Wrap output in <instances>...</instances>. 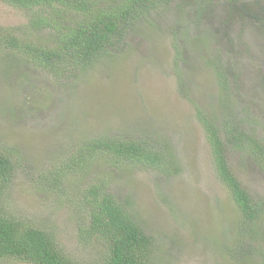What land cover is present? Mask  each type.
I'll list each match as a JSON object with an SVG mask.
<instances>
[{
	"label": "rangeland",
	"instance_id": "obj_1",
	"mask_svg": "<svg viewBox=\"0 0 264 264\" xmlns=\"http://www.w3.org/2000/svg\"><path fill=\"white\" fill-rule=\"evenodd\" d=\"M179 2L182 10L177 3L162 6L137 21L128 38L131 54L122 57L118 70L99 61L61 80L0 43V149L9 150L15 165L2 196L5 212L51 231L63 253L77 262L97 263L107 250L104 240L89 235L81 201L99 179L129 202L153 238L154 264H259L264 254V213L256 234L240 228L242 216L218 180L197 116L201 111L217 125L223 121L222 87L214 71L221 63L230 93L239 100L231 102L239 119H247L246 108L250 119L264 120V0L236 5L215 0L197 13L192 0ZM183 14L191 16V24L174 33ZM26 21L24 11L0 0V27H22ZM50 36L48 30L30 34L44 43ZM112 110L111 118L101 117ZM102 132L169 141L176 154L171 170L179 172L142 165L113 169L100 159L85 174H69L61 186L46 179L68 150ZM243 155L228 152V161L262 197L264 172ZM0 264L30 263L5 258Z\"/></svg>",
	"mask_w": 264,
	"mask_h": 264
},
{
	"label": "trees",
	"instance_id": "obj_2",
	"mask_svg": "<svg viewBox=\"0 0 264 264\" xmlns=\"http://www.w3.org/2000/svg\"><path fill=\"white\" fill-rule=\"evenodd\" d=\"M2 1L24 11L27 21L22 27H0V43L18 51L23 60L32 61L61 80L67 79L70 71H88L99 61L110 63L118 70L122 57L125 56L124 61L131 54L128 38L137 30L135 26L142 16L153 9L176 3L174 7L177 10L185 8L180 0ZM192 1L193 10L197 13L215 0ZM224 1L231 5L240 3V0ZM189 17L185 14L178 17L173 32H181L182 24H191ZM40 30L51 32L49 42L30 38L31 31ZM206 32L214 35L211 30ZM120 54H123L121 59L117 58ZM215 65L216 81L222 87L219 99L225 110L223 121L221 126L217 125L212 116L201 111H197V116L218 180L228 190L234 210L242 216L239 226H244L246 232L254 235L257 223L264 218V195L258 197L246 187L227 155L235 151L244 154L252 165H257L264 172V120L258 115L250 119L251 114L246 108L242 114L245 113L247 119H239L231 103H238L239 100L230 93L227 68L221 63ZM112 112H103L101 117L111 118ZM258 128L263 132L257 131ZM175 156L170 142L160 138L136 135L128 139L102 132L83 138L77 147L68 150L64 158L56 162L52 176H46V179L53 185L61 186L62 179L69 174H85L101 161L113 169L142 165L159 172H173L171 168ZM14 170L9 150L0 149V260L14 258L30 264H87L63 253L51 231L5 212L2 196L12 181ZM178 172L179 169H176L173 173ZM81 201L89 216V235L108 244L103 259L90 264H154L153 238L143 229L134 211L129 208V202L109 189L106 179L90 184ZM251 246L261 252L257 245ZM225 250L232 254L231 248ZM259 264H264V254Z\"/></svg>",
	"mask_w": 264,
	"mask_h": 264
}]
</instances>
